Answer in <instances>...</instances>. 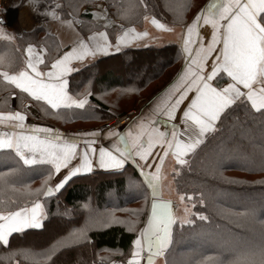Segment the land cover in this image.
<instances>
[{"label": "trees", "instance_id": "obj_1", "mask_svg": "<svg viewBox=\"0 0 264 264\" xmlns=\"http://www.w3.org/2000/svg\"><path fill=\"white\" fill-rule=\"evenodd\" d=\"M57 1L61 17L72 18L69 15L72 13L80 21L83 34L105 28L104 22L90 10L100 2L106 4L110 20L117 24L106 27L113 40L118 34V24L142 25L146 15H153L164 23L181 25L191 20L206 2ZM129 4L135 6L133 11L127 16L121 15ZM0 31L13 37L11 41L0 38V56L10 62L0 66V71L9 73L23 67L29 43L47 40L46 36H39L41 29L21 35ZM51 58L52 55L46 58L45 65H49ZM142 60L145 63L141 64ZM114 61L120 63L112 65ZM181 62L182 51L175 42L128 47L74 72L70 90L81 94L87 88L85 82L93 79L92 87L129 89V97L143 96L155 86L149 94L151 97L175 76ZM127 65L133 66L135 72L126 70ZM157 82H160L158 86L154 85ZM24 102L38 108L40 120L50 118L62 126L77 125L78 129L95 127L125 113L111 114L108 106L96 99H92L95 108L54 112L0 77V111L20 110L28 115ZM71 129L68 134L74 130ZM186 160L185 165L176 167L173 184L191 206L187 219L190 223L175 222L171 245L162 256L163 264H214L217 258L231 259L235 251L264 241V112L252 110L243 103L231 106L221 115L215 130ZM10 169H16L10 183L19 191L0 183V211L27 208L37 199L44 209L40 228L13 233L8 245L0 244V264H109L130 256L136 235L135 220L147 214L150 200L148 187L135 167L127 165L118 171L75 176L49 197L35 191L28 195L24 186L40 189L50 166H27L11 150H0V173ZM22 253H27L29 258L25 259Z\"/></svg>", "mask_w": 264, "mask_h": 264}, {"label": "snow or ice", "instance_id": "obj_2", "mask_svg": "<svg viewBox=\"0 0 264 264\" xmlns=\"http://www.w3.org/2000/svg\"><path fill=\"white\" fill-rule=\"evenodd\" d=\"M32 3L39 8V0H32ZM60 7L59 4L54 5L46 15L69 28H74V25L80 23L72 13H69L72 16L70 20L57 15L55 9ZM134 7L131 4L124 7L121 15H129ZM144 7L147 8V5ZM101 13L102 17H98L95 12L92 15L107 20L106 10L101 9ZM144 18L148 19L147 16ZM151 23L158 29L172 31L155 17H152ZM201 24L210 26L211 29L207 43L199 31ZM147 35V32H136L135 29L124 30L117 37L114 46L105 31L93 33L87 41L78 38L68 50L53 59L50 66L45 65L46 71L39 68V65L44 64L43 53L46 49L36 51V46L29 43L25 49L23 67L13 74L0 71V77L34 101L45 102L53 110L73 106L83 109L88 103L87 97H74L68 90L67 77L75 70L73 62H82L86 57H94L100 53L106 54L113 47L119 51L121 45L130 42V38ZM0 38L9 41L13 39L2 31ZM182 51L185 65L170 85L171 89H175V93L165 96L154 111L166 115L171 120L188 93L193 92L194 95L182 113L184 129L178 130L173 126L174 130L171 132L160 131L155 126L156 121L148 119L135 128H130L126 136L109 133L118 136L122 147L114 145L112 150L103 147L99 149V166L102 168L120 169L128 159L135 160L136 157L145 161L143 166L137 165V168L143 181L152 189L153 197L159 194L164 157L171 154L178 165H185V157L197 149L206 133L215 130L221 115L237 103H243L257 112H264V0H211L186 25V31L182 35ZM5 63L10 62L6 57L0 56V66ZM221 80L223 83L218 84ZM26 116L27 113L20 110L0 111V124L23 130ZM28 127L31 131L27 133L0 132V150L14 151L24 165H50L40 189L31 190L27 185L24 186L28 195L35 191L36 194L51 196L54 191L58 192L71 176L81 171H91L93 165L90 156L96 152L92 147L94 141H86L84 150L81 151L76 139L64 137L55 129ZM82 135L96 137L98 132ZM157 146L162 151V155L157 154L159 163L155 165L154 172L145 171V167H152L147 161ZM77 158L80 163L70 168L71 161ZM61 168L68 169V173L54 185H50L48 181L53 175L60 173ZM15 174L16 169L0 173V183L19 191L10 183V177ZM183 199L181 196V200ZM42 216V204L38 199L31 207L0 211V244L8 245L9 237L13 233L22 232L27 228H40ZM200 218L206 219L204 216ZM175 222L176 218L169 203L157 202L154 199L147 226L133 241L131 258L126 264H141L142 254L145 252L148 254L147 264H154L155 257L164 256L171 242L172 225ZM182 223L190 221L185 219ZM22 254L25 259L29 258L27 253ZM214 264H264V241L259 245L235 251L231 259L217 258Z\"/></svg>", "mask_w": 264, "mask_h": 264}, {"label": "crops", "instance_id": "obj_3", "mask_svg": "<svg viewBox=\"0 0 264 264\" xmlns=\"http://www.w3.org/2000/svg\"><path fill=\"white\" fill-rule=\"evenodd\" d=\"M210 2H211V0H206V2L195 13V15L202 8H205L206 5ZM56 4H58L57 0H39V8H37L35 5H33L32 0H22V1L18 0V3L14 7L15 8L14 21L6 23V22H4V17L6 16L7 11L4 9V6H2L3 4L0 2V29L11 31L16 35H21L24 32H32L36 29H41V33L39 34V36L43 35V36L47 37V40L45 43H40V44L39 43H31V44L36 46V48H35L36 51H40L41 49H46V51L43 53L44 64L39 65V68L42 71L47 70L45 68V62H46V58L48 56L52 55V58H51V61H52L53 59L57 58L58 55L62 54L64 51L68 50V48L78 38H83L85 41H87L88 37L91 36L93 33L105 31L108 34V39H109L110 43L114 46L117 42V37L119 35H121L124 30L135 29L136 32H147L148 33V35L145 37H138L135 39L130 38V42L126 45H121L119 51H117L115 49V47H113V48H110L106 54L100 53L94 57L89 56V57H86L85 60L82 62L74 61L72 66L75 70L72 73H70L67 77L68 85H69L68 90H69L70 95L77 97V98L83 97V96L87 97L88 103L85 105L83 110L89 106H92V107L87 108V110L91 109V108H95L94 104L92 103V99H96V101H99V102L107 105L109 108V110H108L109 113L114 114V115L122 113L123 111L142 108L141 112L134 119V121L132 123H130L121 132L110 131V130H105L102 132L97 131L98 136H96V137L84 136V135H82L83 133H81V135L79 134V135H75V136L69 134L67 136V138L76 139L79 142L78 146L81 149V151L84 150V144L86 141H94L92 143V147L96 149V152L90 156V158L92 159V165H93L91 171L78 172L76 175L71 176L70 179L75 177V176H78V175H85V174H90V173L98 172V171H118V170L124 169L127 165H131L132 167H135V169L137 170V172L139 174V169L137 168V165L143 166L145 164V161H141L139 159V157H136L135 160L128 159L125 162L124 166L120 169L100 167L99 166V149L101 147H103V148H107L108 150H112L114 145L122 147V145H120V143H119L118 136L110 135L109 133L110 132L119 133L120 136H126L128 130L130 128H135L137 125H139L142 122L147 121L148 119L156 121L155 126L160 131L171 132L174 130L173 126H175V129H178V130L184 129L185 125L182 122V113H183L184 109L187 107L190 99L194 95L193 92L188 93L187 98H185L183 103H181L179 108H177L175 115L171 120L166 115H164L160 112H155L154 110L156 109V106L159 103H161V101L165 98V96L173 95L175 93V89H171L170 85L173 84V82L176 80L177 76L179 75V73L181 72L182 68L185 65V56H184V53L182 51V35L186 31V25L194 19L195 15L187 23L181 24V25L167 24V23L160 21L158 18L155 17L161 23H164L165 25H167V27L171 28L172 31H166V30L156 28L151 23V19L154 16L153 15H146L148 17V19L144 18L142 25L125 26L123 24H120V25L118 24V27H119L118 28V34L116 35L115 39L113 40V39H111L106 26H105V28L93 30V31L89 32L88 34H83L80 30V23L74 25V28H69L66 24L62 25L58 20H54L50 16L46 15V12ZM99 9H105L106 10L107 20H105L103 18H98V17H96V18L98 20L103 21L104 25H107V27H115V25H117V24L115 22H113L112 20H110L111 17L109 15L108 10H107L106 4H104V3L98 4L97 6L92 8L90 11L92 13H94V12L99 13ZM55 11H56L57 15L61 16L58 9H55ZM98 16H99V14H98ZM63 19H69L70 20L72 18H63ZM199 31H200V34L204 37L205 43H207V40L210 37V31H211L210 26L201 24ZM168 42H175V43H178L180 45V48L182 51L181 65H180L177 73L175 74V76L165 86H163L161 90H159L156 94L152 95L148 99H143V98L139 99L137 102V106L134 105L136 103L135 102L133 104V106H130L128 109H125V107H123V105H120V107H119V104H117L118 98L122 97V96H126L127 93L129 95L131 90H129V89L125 90V89L117 87V86L111 87V88L99 87V86L92 87V83H93L92 80L93 79L87 80L85 82L86 83L85 86L87 88H85V90L83 92L81 91L80 92L81 94L76 95V94H73L71 92V90H70V77L74 72L81 70L82 68H87L89 66H92L96 63V61H99L102 58H109L110 56H114V55L118 54L121 50L126 49L128 47H148V46H156V45L159 46V45H162V44H165ZM26 48H27V46H26ZM25 54H26V52H25ZM51 61H50V63H51ZM50 63L48 66H50ZM101 64H104V63H101ZM9 74H13V73H9ZM217 83L222 84L223 80L218 81ZM88 93H90V95H87ZM41 103L46 104L43 101H41ZM48 107L50 108V106H48ZM121 107H123V108H121ZM73 109L82 110L81 108H77L75 106H73L71 108H60V109H56V110L52 109V110L54 112H57V111H62V110H73ZM35 119H36V121H34ZM35 119L25 121L24 122L25 128L23 130L14 129V128L9 127L5 124H0V132L24 131L25 133H27V132L31 131V128H29L28 126H42V127H48V128L55 129L56 132H58L62 136L65 133H67V132H63V131H65V130H63L64 126L60 125L58 123V121H56V120H53L50 118L40 120L38 117ZM218 122H219V120L216 122V126H217ZM85 123H90V122L88 121ZM71 124H73V123H71ZM216 126H215V128H216ZM81 128L87 130L88 128H90V126L81 127ZM77 129L78 128L74 129L73 131H75ZM89 132H93V131H85L84 133H89ZM211 132L205 134L203 141H204L205 137L208 134H210ZM100 140H104L105 143H101ZM12 153L15 154L14 151H12ZM158 153L160 155H162V151H161V148L159 146H157L155 149H153V154L149 158V160L147 161V163L151 164L152 167L151 168L145 167V169H144L145 171H153V172L155 171V165L157 163H159V158L157 156ZM125 155H127V153H125ZM187 157H185V159H187ZM79 163H80L79 158L74 159L71 161V164L69 167L70 168L75 167ZM38 165H47V164L37 163V164L27 165V166H38ZM48 166H50V165H48ZM167 166H168L169 173L171 175H173L178 164L175 161V157L172 156L171 154L167 157H164V163L161 167L162 176H163L164 169H166ZM67 173H68V169L61 168L60 173L53 175V181L52 182H54V184H55L60 179H62L63 176L66 175ZM141 179L143 180L142 177H141ZM67 182L64 184V186L67 184ZM147 187H148V185H147ZM148 192H149V199H150L149 204H150L153 196L151 195L152 189L149 187H148ZM55 193H58V192L55 191ZM156 197H160V198L164 197L163 193H162V182L160 185L159 194ZM163 199H165V197ZM39 202L42 204V210H43L44 209L43 203L41 201H39ZM40 222L42 225V217H41Z\"/></svg>", "mask_w": 264, "mask_h": 264}, {"label": "rangeland", "instance_id": "obj_4", "mask_svg": "<svg viewBox=\"0 0 264 264\" xmlns=\"http://www.w3.org/2000/svg\"><path fill=\"white\" fill-rule=\"evenodd\" d=\"M11 2H9L8 4L4 3V5H2V6H4V9L7 11L6 16L4 17V22H6V23L13 22L14 21V17H15V8L14 7L18 3V0H11ZM99 4H101V2ZM97 14H99L98 17H102L101 9H99V13H97ZM119 63H120V61H114L111 64L112 65H118ZM143 63H145V60L141 61V64H143ZM142 67H143V65H142ZM139 68H141V66H139ZM126 70L131 71L133 73L135 72V68L133 66H129V65H127ZM158 83H160V82H157L154 85H157ZM153 88H155V86L152 87L151 91H149V92L147 91L146 93H144L143 96H140V95L136 94L137 97L134 96V95L129 97V96H127L128 95V93H127L126 96H122V97L118 98L117 104H119V107H120V105H123V107H125V109H128L130 106H133V104L136 101H138L139 99H142V98L143 99H148L149 96H150L149 94L152 92ZM137 98H138V100L135 101V99H137ZM123 107H121V108H123ZM27 110H28L29 114L26 116V120L25 121L34 120L35 118L39 117V115H40L38 108L36 106H34L31 102H30V104H28ZM129 111H131V110L125 111V113H127ZM34 121H36V119ZM106 122H108V121H106ZM76 126L77 125H74V126L73 125H66L63 128V130H65L63 132H67L68 130L70 131V128L76 129L77 128ZM73 129H71V130H73ZM173 180H174L173 179V175H171L169 173L168 166H167L166 169H164V172H163L162 193H163V196L165 197V199L173 201V204L176 206V210H175V213H174L176 221L182 222L185 219L186 220L188 219V216H189L190 211H191V206L187 203L185 197L182 194H179L175 190V187H174V184H173ZM52 181H53V178H52ZM52 181H51V183H49L50 185L54 184V182H52ZM181 196L184 197L183 200H181ZM141 206H142V204L140 205V207ZM147 215H148V212L143 218H141V219L138 218V219L135 220L136 235H135L134 240L136 239V237L138 235H140V232H141V230H142V228L144 226V223L146 221ZM133 248H134V245H133ZM133 248H132V251H133ZM132 251H131V253H132ZM142 255H143V259L141 261V264H143L144 260H145V254H142ZM130 258H131V254H130V256H128L124 260L116 261V259H115L114 261L109 262V264H126L127 260H129ZM154 264H163V258L161 256L158 257L157 260L154 262Z\"/></svg>", "mask_w": 264, "mask_h": 264}, {"label": "built area", "instance_id": "obj_5", "mask_svg": "<svg viewBox=\"0 0 264 264\" xmlns=\"http://www.w3.org/2000/svg\"><path fill=\"white\" fill-rule=\"evenodd\" d=\"M11 0H0V2L4 5V3L8 4ZM28 104L30 102H24L25 107L27 108ZM142 108L138 109H133L127 113H123L121 115L116 116L115 118L109 120L108 122H105L101 125H97L95 127H90L87 130L79 128L75 130L74 132L71 133V135H81V133H84L85 131H105V130H110V131H118L121 132L123 131L130 123L134 121V119L139 115L141 112ZM101 143H105L104 140H100Z\"/></svg>", "mask_w": 264, "mask_h": 264}, {"label": "water", "instance_id": "obj_6", "mask_svg": "<svg viewBox=\"0 0 264 264\" xmlns=\"http://www.w3.org/2000/svg\"><path fill=\"white\" fill-rule=\"evenodd\" d=\"M121 26H122V25H121ZM55 194H56V193H55V191H54L52 195H55ZM52 195H51V196H52ZM46 197H49V196H46ZM154 199H155V201H157V202H161V203H163V202H167V203H169L173 215H174V213H175L176 206L173 204V202H172L171 200L163 199V198H160V197H153V198L151 199V202H150V205H149L148 215H147V218H146V221H145V223H144L143 228H145V227L147 226L148 218H149V216L151 215V205H152ZM174 217H175V216H174ZM174 225H175V223L172 225V232H173ZM143 228H142V229H143ZM171 242H172V237H171ZM171 242H170L168 248H167L165 251H167V250L169 249V247H170V245H171ZM145 254H146V255H145V260H144V263H143V264H147V255H148V254H147V252H145ZM159 257H160V256H159ZM161 257H162V256H161ZM157 258H158V257H155L154 262L157 260Z\"/></svg>", "mask_w": 264, "mask_h": 264}]
</instances>
